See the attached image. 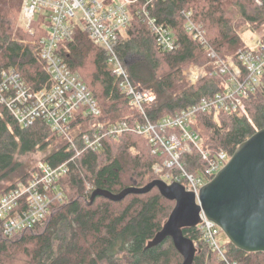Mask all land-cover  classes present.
Wrapping results in <instances>:
<instances>
[{
	"label": "trees",
	"instance_id": "trees-1",
	"mask_svg": "<svg viewBox=\"0 0 264 264\" xmlns=\"http://www.w3.org/2000/svg\"><path fill=\"white\" fill-rule=\"evenodd\" d=\"M20 5L21 0H0V74L17 67L27 84L37 90L47 85L48 76L33 47L21 41L41 34L36 24L33 37L16 28ZM149 10L177 39L178 49L162 51L148 27L133 18L118 55L121 59L138 58L126 69L133 83L155 94V102L145 106L146 119L152 124L222 92L226 85L223 76L213 73L204 47L186 32L183 12L191 13L222 58L247 47L240 35L243 28L260 31L264 26V7L256 6L253 0H157ZM260 39L264 41V34ZM65 46L69 51L63 55L67 67L80 75L100 109L99 117L79 115L72 121L75 138L100 124L144 122L111 76L101 48L92 45L81 31H76ZM190 63L210 65V73L196 86L186 83L181 75V69ZM244 105L248 115L220 112L194 118L191 130L201 140L202 150L211 156L219 152L231 156L242 142L264 128V72L259 87L244 99ZM125 111L133 113L119 119ZM152 150L146 137L125 132L117 138H105L99 151L74 156L68 143L44 121L24 128L0 105V197L25 183L35 168L26 167L17 156L40 152L46 165L66 163L67 168L58 182L65 199L50 204L41 224L11 236L0 230V264H181L182 257L169 238L146 249L174 207L157 189L128 195L119 202L96 197L88 205L95 189L116 194L160 179L152 166H163L167 155L162 151L153 154ZM180 163L193 175L207 166L194 148L180 156ZM183 234L197 246L193 264H264V254L244 253L228 241L221 245L226 263L201 239L197 227L185 228Z\"/></svg>",
	"mask_w": 264,
	"mask_h": 264
},
{
	"label": "built area",
	"instance_id": "built-area-1",
	"mask_svg": "<svg viewBox=\"0 0 264 264\" xmlns=\"http://www.w3.org/2000/svg\"><path fill=\"white\" fill-rule=\"evenodd\" d=\"M155 1L21 0L18 22L30 36L35 35L34 24L41 34L37 39L35 57L47 74L48 83L35 90L23 79L17 67L4 69L0 74V105L24 128L39 120L44 121L68 143L74 156L99 151L107 137L117 138L125 132L144 136L153 146V154L162 151L167 155L163 166H152L160 180L167 184L179 183L197 195L231 156L224 152L211 156L202 150L201 140L191 130L192 122L199 114L247 115L244 99L259 87L264 72V41L260 39L256 47H245L235 56L222 58L207 42L204 29L191 19V13L183 12L186 32L204 47L213 73L225 77L226 85L222 92L202 98L195 105L152 124L146 119L145 106L155 102V94L130 80L126 60L118 55V49L127 39L133 18L148 27L162 51L178 49L177 39L157 22L149 10ZM253 1L256 6L264 7V0ZM76 31L83 32L92 45L104 51L111 76L136 114L143 116L144 122H112L93 126L78 138L72 134L71 123L77 116H100V109L80 75L72 72L64 61V53L69 52L65 43ZM188 77L193 83L191 86L198 84L197 71H191ZM191 148H196L207 163L197 175L187 173L180 163V156L190 153ZM66 171V163L50 167L42 161L37 162L25 183L0 197L1 232L11 236L41 224L49 213L50 204L65 199L58 182ZM197 228L203 241L226 262L217 242L221 232L218 226L201 215Z\"/></svg>",
	"mask_w": 264,
	"mask_h": 264
},
{
	"label": "water",
	"instance_id": "water-1",
	"mask_svg": "<svg viewBox=\"0 0 264 264\" xmlns=\"http://www.w3.org/2000/svg\"><path fill=\"white\" fill-rule=\"evenodd\" d=\"M154 188L174 207L146 249L169 238L182 257L181 264H193L197 248L184 236L183 229L197 227L203 215L238 250L264 254V128L242 142L197 195L179 183L156 179L141 188L128 187L116 194L95 189L88 205L96 197L119 202L128 195L146 194Z\"/></svg>",
	"mask_w": 264,
	"mask_h": 264
},
{
	"label": "rangeland",
	"instance_id": "rangeland-1",
	"mask_svg": "<svg viewBox=\"0 0 264 264\" xmlns=\"http://www.w3.org/2000/svg\"><path fill=\"white\" fill-rule=\"evenodd\" d=\"M20 11V10H19ZM19 15V14H18ZM16 28L26 32L24 30V28L19 24L18 22V16H17V20H16ZM27 33V32H26ZM28 34V33H27ZM264 34V26L262 27V29L260 31H254L250 28H243L240 32V35H241V39L242 41L244 42V44L249 47V48H254L256 47V45L258 44V42L260 41V37L261 35ZM29 35V34H28ZM33 37V36H32ZM38 39V38H37ZM37 39H31V40H23L21 41L23 44H30V46L33 47L34 49V53H35V50L37 48L36 44H37ZM231 56V55H229ZM137 57L136 56H128L125 58V64H130V63H134L137 61ZM210 65L208 63L204 64V65H198V64H195V63H190V64H187L186 66H184L182 69H181V75L183 76V78L185 79L186 83H188L189 85L190 84H193L191 83L190 79L188 76H190V72L191 71H197V80L198 82L203 78V77H206L210 71L208 70V67ZM210 69V68H209ZM225 78V77H224ZM126 112V111H125ZM132 111H127L126 113L124 114H120L118 116L119 119H124L125 117L129 116L131 114ZM133 113V112H132ZM248 115V114H247ZM202 147V146H201ZM196 151L197 149L194 148ZM44 156V153H40V152H36L34 154H30V155H27V156H17L16 159L23 163L26 167H32V166H36L37 165V162L41 161L42 157ZM202 239V237H201ZM203 240V239H202ZM227 238L226 236L224 235L223 232H220L219 236L217 237V242L222 245L224 244L225 242H227ZM197 248V246H196Z\"/></svg>",
	"mask_w": 264,
	"mask_h": 264
}]
</instances>
